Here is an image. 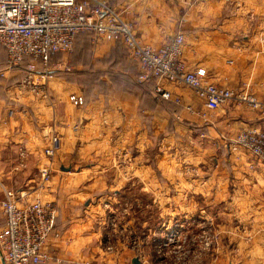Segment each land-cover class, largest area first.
<instances>
[{"label":"crops","instance_id":"1","mask_svg":"<svg viewBox=\"0 0 264 264\" xmlns=\"http://www.w3.org/2000/svg\"><path fill=\"white\" fill-rule=\"evenodd\" d=\"M108 1L132 23L143 44L159 47L175 32L182 31L185 38L182 57L187 68L203 67L210 82L231 89L234 97L224 105L212 107L183 82H163L173 95L181 98L176 105L172 100L155 96L154 81L147 80L139 81L143 82L141 85L133 83L121 98L97 94L94 105L81 106L72 104L69 95H84L65 82L54 81L53 75L46 80L44 89L31 90L19 85L25 75L24 66L0 67L4 70L0 73V198L5 190H12L23 195L22 201L41 195L54 201L58 208L55 232L47 245L49 259L39 264H126L123 247L112 252L103 249L96 214L88 209L80 214L72 206L77 200L64 194L76 190L73 176L55 174V168L72 173L70 166L77 167V177L88 189L112 191L115 195H107L109 201L116 199L120 203V191L132 186L135 189L136 185L143 189L142 176L153 175L152 167L146 168L142 162V151L156 139L154 166L181 167V162L187 161L180 172H167L181 181L164 187L172 190V194L163 200L170 208V214L165 215L169 228L178 229L182 236L190 233V223L200 225L211 218L204 214L205 207H220L223 203L221 198L193 199L192 193L213 192L219 196L227 185L250 192L260 190L264 183V157L231 148L240 130L264 129V105L253 108L238 99L241 93H248L264 102V0ZM4 53L6 58L5 50ZM63 56H57L60 64L54 72L71 66ZM135 66L138 74V65ZM18 70L23 74L12 83ZM53 133L59 140L49 159L43 148ZM210 158L213 164L208 162ZM21 162L24 166L19 165ZM201 163L214 169L207 175L200 174ZM43 165L49 166L51 173L46 182L39 178ZM190 166L194 171L189 170ZM195 173L199 174V183L195 178L190 182ZM131 178L135 180L132 183ZM34 183L42 187L36 188L38 196L30 197ZM144 184L151 191L163 189L151 179ZM154 201L160 202V197ZM224 201L239 208L237 219L242 222L237 229L230 226L228 231L230 238L238 240V251L231 254L230 264H251L250 261L257 264L258 259L251 257L244 261L240 255L264 254L259 244L264 240V222L255 214L246 215L242 208L261 207L264 201L244 198ZM212 217L221 223L234 219L227 216L223 221L221 215ZM98 218L104 222L102 212ZM4 223L0 211V227ZM200 234L197 230L198 237ZM0 264H6L1 251Z\"/></svg>","mask_w":264,"mask_h":264},{"label":"built area","instance_id":"2","mask_svg":"<svg viewBox=\"0 0 264 264\" xmlns=\"http://www.w3.org/2000/svg\"><path fill=\"white\" fill-rule=\"evenodd\" d=\"M79 33H89L96 40L120 41L139 67L138 80H153V92L159 98L181 101L163 82H183L212 107L224 105L234 97L231 89L210 82L203 67L187 68L182 57V31L175 32L159 47L143 44L132 23L108 0H0V45L6 52L8 69L24 66L25 75L19 82L24 88L44 89L46 80L59 67L57 56L72 52ZM238 99L253 108L264 105L253 94L241 93ZM69 100L74 105L84 104V97L76 93L70 94ZM58 140L55 133L49 137L43 148L47 158L54 155ZM231 148L264 157V129L240 130ZM19 165L24 166L22 162ZM39 175L42 182L48 181L49 166L43 165ZM22 196L5 190L0 198L5 219L0 227V251L6 264H39L49 259L47 245L55 232L57 208L39 198L22 201ZM169 229L166 244L174 245L179 231Z\"/></svg>","mask_w":264,"mask_h":264},{"label":"rangeland","instance_id":"3","mask_svg":"<svg viewBox=\"0 0 264 264\" xmlns=\"http://www.w3.org/2000/svg\"><path fill=\"white\" fill-rule=\"evenodd\" d=\"M74 43L72 52L63 56V59H65L64 61H68L71 66L68 67V69L62 67L51 75H53L52 79L54 81L65 82L70 88H74L73 91L81 92L84 95L85 106L89 105L91 107L94 105L97 94L106 96L114 95L115 98H121L125 92L127 93L131 90L130 87L133 86V83H136V85H141V83H143L136 79L139 75V72L136 74V61L128 55L129 53L126 52L121 43L108 40H96L92 35L85 33L77 34ZM112 56H117L118 59L113 60ZM111 60L114 61V63ZM118 65L119 69H117ZM4 66H7V62L4 50L0 45V67ZM6 68L7 67L4 69ZM2 71L4 70H0V73ZM22 74L23 72L18 70L15 76L13 75L12 83ZM173 103L176 105L180 104L174 101ZM155 141L156 139L142 151L144 155L142 162L146 168H150L149 166L152 167L151 171L153 175L148 174L146 175L147 177L142 176L141 184L143 189H139V186L136 185L135 189L132 186L126 191H120V203H116V199L112 201L114 203L109 201L107 195H115L112 191L88 189L84 184L85 182L77 177V167L75 166H70L72 173H62L57 168H55L53 173L69 177L73 176L71 180L76 190L64 191L66 192L64 194L69 198L72 197L77 200V203L75 205L72 204V206H74L75 210H78L80 214L87 213V209L96 214L95 222L101 224L103 249H105L106 252H112L116 251L118 247H123L126 251V264H131V257L138 258L139 264H170L169 261H173L175 264H220V258L221 264H230L232 259L231 254H236L238 251V240L230 238L228 231L230 230V226L231 228L237 229L238 224H242V222L237 219V210H239V208L229 206L224 200L244 198L264 201V183L260 185V190L255 189V191L250 192H241L237 190L235 186L227 185L225 189H222L221 195L219 196L215 195L213 192L202 194L192 193L190 197L193 199L221 198V200H223L222 206L208 205L210 207H205V209H203L205 211L204 214L206 216L209 215L211 218H207L205 222L200 225L190 223V233L184 236L180 235L176 244L174 242V245L173 243L166 244L170 223L165 219V215L170 214V208L165 206L163 200L172 194V190L167 191L164 187L181 181L179 178L168 175L167 172L170 170L180 172V169L187 164V161L184 159L181 162L183 165L181 167L178 165H175L173 168L169 166L166 168L165 166L161 168L154 166V156L157 151V145L154 143ZM208 162L213 164V159H208ZM204 164L205 163H201V165H199L200 174L203 173L207 175L210 173V170L214 168H209ZM192 166L189 168L191 172L194 171ZM36 171L37 169L35 168L34 173ZM195 174L191 175L190 182H194L192 179L195 178L196 182L199 183V174ZM149 179H151L152 182H157L163 189L158 192L149 190L144 184L149 183ZM201 179L200 182L202 183L204 178L202 177ZM134 181L135 180L131 178L130 182L132 183ZM35 183L34 188L29 190L31 192L30 197L38 196L36 188L42 187V185L38 186ZM38 197L41 198L42 201L52 202L57 208V204H55L54 201L44 198V196L41 195ZM156 197H160L161 201H154ZM63 204L67 206L66 208L69 207L66 202ZM242 209L245 211L246 215L255 214L256 216H260V218L257 219L264 222V205L261 207H244ZM99 212H102L104 222L103 220L102 222L100 220L98 221V219H100L98 218ZM214 215H221L223 221L226 220L225 217L227 216H232L234 219L221 223L219 220H214L212 217ZM262 229L264 230V226H262ZM197 230H199L202 236L201 234L199 237L197 236ZM246 241L250 243L251 240L246 239ZM259 244L264 250V240H262L261 243L259 242ZM175 245H180V247L176 249L174 248ZM220 247L222 252L220 251ZM174 249L176 251H174ZM240 257H242L244 261L250 260L251 257H253L254 259H258L256 262L257 264H262L264 254L257 256L242 254ZM250 263L253 264L252 261H250Z\"/></svg>","mask_w":264,"mask_h":264},{"label":"water","instance_id":"4","mask_svg":"<svg viewBox=\"0 0 264 264\" xmlns=\"http://www.w3.org/2000/svg\"><path fill=\"white\" fill-rule=\"evenodd\" d=\"M131 264H139V259L134 257L131 259Z\"/></svg>","mask_w":264,"mask_h":264},{"label":"trees","instance_id":"5","mask_svg":"<svg viewBox=\"0 0 264 264\" xmlns=\"http://www.w3.org/2000/svg\"><path fill=\"white\" fill-rule=\"evenodd\" d=\"M85 34H89V33H85ZM117 43H121L120 41H116ZM75 44V43H74ZM122 44V43H121ZM123 45V44H122ZM124 47V45H123ZM125 48V47H124ZM126 49V48H125ZM128 53V52H127Z\"/></svg>","mask_w":264,"mask_h":264}]
</instances>
